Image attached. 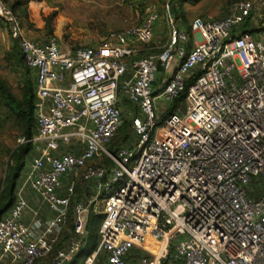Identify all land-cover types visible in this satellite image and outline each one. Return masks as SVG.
Segmentation results:
<instances>
[{
    "label": "built area",
    "instance_id": "built-area-1",
    "mask_svg": "<svg viewBox=\"0 0 264 264\" xmlns=\"http://www.w3.org/2000/svg\"><path fill=\"white\" fill-rule=\"evenodd\" d=\"M253 8L237 0L218 20L193 19L189 50L186 31L174 26L157 54L137 57L133 45L153 36L154 4L137 25L109 31L95 46L68 47L55 34L29 38L0 0L37 101L35 133L18 139L34 153L0 219V260L70 263L94 212L102 215L99 242L81 264H128L134 248L141 251L134 264H264V35L240 29ZM159 67L168 76L154 96ZM119 87L136 107L129 112L136 152L105 148L122 123ZM184 90L182 116L171 113L160 125L156 98L170 102ZM94 158L103 159L89 163ZM77 181L91 195L74 202L73 233L56 247ZM253 182L262 183L260 195ZM26 187L49 207L47 220L29 206Z\"/></svg>",
    "mask_w": 264,
    "mask_h": 264
},
{
    "label": "rangeland",
    "instance_id": "rangeland-1",
    "mask_svg": "<svg viewBox=\"0 0 264 264\" xmlns=\"http://www.w3.org/2000/svg\"><path fill=\"white\" fill-rule=\"evenodd\" d=\"M235 1L237 0H142V2L137 3L131 0H29V13L32 22L34 21L35 24L33 22L34 26L31 30L26 29L25 24L24 29L29 38L42 42L48 35V33L42 30L44 25L43 17L52 11H56L57 15L52 21L54 26L53 33L57 36L61 44L68 47L95 46L99 43L101 37L109 31L123 30L137 25L144 14L145 6L154 4L158 11V18L153 27V36L151 40L147 44L135 43L133 45V47L137 48L143 55H154L166 44L169 32L174 26H179L186 31L188 35L186 48L189 50L192 46V35L188 28L192 20L195 18H200L203 21L218 20L228 14L230 5ZM251 1L254 6L252 17L247 23H243L240 29H256L257 32L254 31L255 36L264 35V0ZM35 25H37V27ZM7 32L8 28L5 27L4 38L0 43V79L6 83L14 95L20 96L23 87V79L19 71L15 70L12 58H6L7 53L11 51L13 43V38L11 36L9 37ZM140 56L142 55H137V57ZM134 58L135 57L132 59ZM163 73V69L159 67L156 81L152 84V93L154 96L160 92L158 87L162 84V79L164 78ZM117 96L118 106L122 110V125L124 124L125 132L129 135L128 141H126L123 146L132 147L131 149L136 152L134 145L136 137L132 131L129 115V112L137 113L136 107L124 97L120 87L117 90ZM155 105L157 120L160 122V125H162L165 118L168 116L167 111L173 105V101L166 102L158 97L156 98ZM175 106L177 108L172 113L181 117L185 110V99L178 101ZM6 114L7 111L1 105L0 100V189L8 168L13 163L12 152L19 146L24 145V143H20L18 140L23 135L20 121L14 117L7 118ZM122 134L123 132H120L119 129L114 136V140L116 139L119 141ZM105 148L111 153L113 152L108 144H105ZM33 153L31 148L27 154L26 163L21 170L18 182H20L24 176ZM102 159L103 158H94L89 160V163L95 164L102 161ZM105 164L110 165L108 160ZM254 184L255 182H253L251 187L257 192V195H260L262 183H259L257 186ZM76 185L81 189L85 186L80 181H77ZM115 189L116 186L109 192H103L100 195V199L107 197ZM27 195L31 196L33 202L29 201ZM90 195L91 192L89 193V196ZM24 196L29 206L38 210L40 215L43 210H47L49 216L52 215L49 207L46 204H41L38 196L30 188L26 187L24 189ZM86 197H88L86 194L80 196L79 200L83 201ZM252 198L255 199V196H252ZM75 201L78 200L75 199ZM6 216H8V212L5 213L2 218ZM31 219L32 213L29 209L22 212L21 221L23 223L28 224L31 222ZM99 224V221L90 223L86 237L83 239L82 247L86 243L85 239L93 236L98 230ZM63 242L64 241L61 242L60 246ZM52 256L53 255H50L43 260V262H48ZM84 256L85 255L78 256L72 264H81ZM135 261L136 259L131 257L128 264H134Z\"/></svg>",
    "mask_w": 264,
    "mask_h": 264
},
{
    "label": "trees",
    "instance_id": "trees-1",
    "mask_svg": "<svg viewBox=\"0 0 264 264\" xmlns=\"http://www.w3.org/2000/svg\"><path fill=\"white\" fill-rule=\"evenodd\" d=\"M15 14L19 19L21 25L26 29H33V22L30 19V13L28 8L29 0H2ZM57 12L52 11L48 15L43 17L44 25L42 30L48 33L47 36L54 34V26L52 24L53 19L56 17ZM249 18H247L243 23H247ZM242 26V25H241ZM190 29V26L189 28ZM264 29V27H263ZM244 31L254 32L256 29L243 28ZM7 35L10 37L9 31ZM142 56H148L143 55ZM7 59L12 58L13 66L15 70H18L22 79L23 87L20 93V96L14 95L6 83L0 79V100L1 105L7 111V118L14 117L20 121L21 131L26 138H31L35 133V109H36V97H35V81L34 76L31 73L30 69L26 66L23 55L19 49L17 40L13 39L11 51L7 53ZM189 80L186 84V87L190 84ZM185 90L180 92L172 101L173 105L168 109L167 114H171L177 107L176 103L185 98ZM131 124V123H130ZM120 132L123 134L120 137L119 141L114 140V138L109 142V147L111 149L118 146L124 145L129 139V135L125 132L124 124L119 127ZM118 129V130H119ZM32 145L30 142L24 143V145L19 146L15 151L12 152L13 163L9 166L6 173L4 182L0 189V219L8 212L9 208L13 204L15 188L17 180L20 176L21 170L23 169L26 163V157L29 153ZM77 184V183H76ZM86 194L85 188H79L78 185H75V194L74 198L71 201L69 212L66 218L65 226L61 233V236L56 244V247H59L62 241H65L73 233L74 228V217L72 215V207L75 202V199L79 201V197ZM88 196V195H87ZM102 215L99 213L90 212L88 220L86 223V230L88 229L90 223L95 221H101ZM86 243L80 250L79 254L69 263L72 264L78 256L87 255L93 251L99 242L98 232L96 231L93 236H90L85 239ZM141 254V251L138 248H134L131 251V257L136 259ZM162 264H168L167 262H162ZM176 264V263H172Z\"/></svg>",
    "mask_w": 264,
    "mask_h": 264
},
{
    "label": "crops",
    "instance_id": "crops-1",
    "mask_svg": "<svg viewBox=\"0 0 264 264\" xmlns=\"http://www.w3.org/2000/svg\"><path fill=\"white\" fill-rule=\"evenodd\" d=\"M30 18H31V16H30ZM31 21H32V18H31ZM33 22H34V21H33ZM34 24H35V22H34ZM35 26L37 27V25H35ZM5 27H6V25L4 24V22L0 20V43H1V40H3V38H4V29H5ZM40 27H41V25H40ZM138 55H142V54L139 52V50H138ZM132 60H133V59H131V61H132ZM163 75H164V78L162 79V82H163V80L168 76V72H164ZM161 87H162V84L158 87V90H160ZM158 90H157V91H158ZM158 93H159V92H158ZM157 95H158V94H157ZM159 98H160V97H159ZM64 181H66V179H64ZM19 183H20V182H18V180H17V184H16V186H17ZM83 188L86 189V195L89 196L90 191L87 190L88 187L85 185ZM27 198L29 199V201L33 202V201H32V198H31L30 195H27ZM40 216L42 217L43 220H47V219H48L49 217H51L52 215L49 216L48 211H47V210H43V211H42V214H41ZM88 216H89V214H88ZM87 220H88V217H87ZM62 231H63V229H62ZM61 233H62V232H61ZM60 235H61V234H60ZM85 237H86V236H85ZM85 237H84V238H85ZM0 264H9V259H8V258H4V259L0 260Z\"/></svg>",
    "mask_w": 264,
    "mask_h": 264
}]
</instances>
